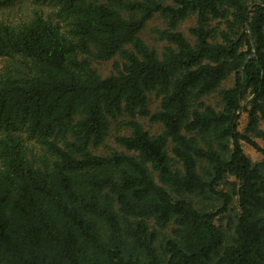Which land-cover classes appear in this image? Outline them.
<instances>
[{
  "label": "trees",
  "instance_id": "obj_1",
  "mask_svg": "<svg viewBox=\"0 0 264 264\" xmlns=\"http://www.w3.org/2000/svg\"><path fill=\"white\" fill-rule=\"evenodd\" d=\"M32 1L0 0V264H264V0Z\"/></svg>",
  "mask_w": 264,
  "mask_h": 264
},
{
  "label": "rangeland",
  "instance_id": "obj_2",
  "mask_svg": "<svg viewBox=\"0 0 264 264\" xmlns=\"http://www.w3.org/2000/svg\"><path fill=\"white\" fill-rule=\"evenodd\" d=\"M34 6H35V4L33 3L32 0H23V2H21L19 5L16 6L18 11L15 10L14 16L15 17L16 16H22V15L28 13L31 10V8ZM193 23H194V18L187 19L180 24L179 29L182 32H184L185 35L189 36L188 28L191 25H193ZM155 27H158V28L163 27L162 20L158 16H155L151 20L148 21L145 28L140 32V35H141L142 39L148 45H150L151 47H154L157 51L161 52V51H163L162 48L164 46V42L157 39L156 34L153 32V29ZM114 59L106 60V61L94 60L92 64L97 69V71L101 75L104 76V75H108L111 72ZM116 59H118V58L116 57ZM3 65H4V59L0 58V69L2 68ZM152 98H153L152 107H155L157 100L154 98V96ZM140 120L143 122V124L146 126V128L151 133L159 132L160 125L152 124L151 122H149L147 120V118H141ZM245 122H246V120H245V117L243 116L240 120V125H239L240 130H243V128L246 124ZM116 133L128 134L129 130L125 127L120 129L119 132L112 130L111 135L108 137L105 144L94 149V150H92V151L96 154H105V153L110 152L111 148H116L117 145L115 144V141H114V135H116ZM255 141L260 145V147H262L264 149V140L255 138ZM242 147H243L246 155H248L253 161H258V160H261L264 158V155L260 151H258L256 148H254L252 145H250L246 142H242Z\"/></svg>",
  "mask_w": 264,
  "mask_h": 264
}]
</instances>
